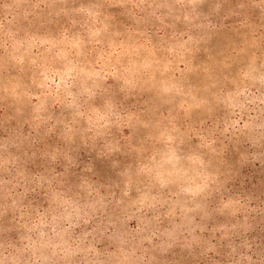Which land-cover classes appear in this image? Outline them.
Wrapping results in <instances>:
<instances>
[{
    "label": "rangeland",
    "instance_id": "rangeland-1",
    "mask_svg": "<svg viewBox=\"0 0 264 264\" xmlns=\"http://www.w3.org/2000/svg\"><path fill=\"white\" fill-rule=\"evenodd\" d=\"M0 264H264V0H0Z\"/></svg>",
    "mask_w": 264,
    "mask_h": 264
}]
</instances>
